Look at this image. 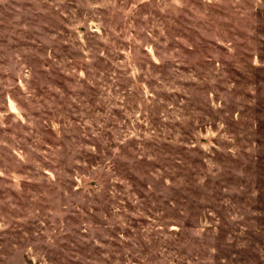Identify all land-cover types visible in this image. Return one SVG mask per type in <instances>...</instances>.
Here are the masks:
<instances>
[{"label":"rangeland","instance_id":"obj_1","mask_svg":"<svg viewBox=\"0 0 264 264\" xmlns=\"http://www.w3.org/2000/svg\"><path fill=\"white\" fill-rule=\"evenodd\" d=\"M0 264H264V0H0Z\"/></svg>","mask_w":264,"mask_h":264}]
</instances>
